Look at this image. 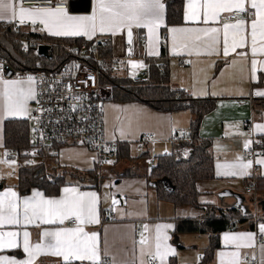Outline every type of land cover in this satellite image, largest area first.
<instances>
[{
    "label": "crops",
    "instance_id": "0c3cea01",
    "mask_svg": "<svg viewBox=\"0 0 264 264\" xmlns=\"http://www.w3.org/2000/svg\"><path fill=\"white\" fill-rule=\"evenodd\" d=\"M69 2L71 5L64 10L67 16H61L53 14L54 10H35L14 0H4L5 5L12 7L0 8V23L16 24L25 32L35 24L40 34L53 39L89 41L106 36L112 59L129 57V64L140 68L147 67L151 60L157 64L160 56H164L173 88L193 98L216 100L214 109L203 116L197 132V137L208 144L214 173L212 179L196 185L200 205L251 213V195L245 193V188L256 177H264V163H259L264 162V108L260 105L264 95L257 94L264 93V6L260 0H255V8L251 6L252 0H242V9L252 12L253 16L235 20H229L228 15L241 10L235 6L237 0H183L180 25L166 24V0H161L163 18L158 21L147 9L120 6L132 0H119L118 4L116 0H102L104 8L99 6L101 0ZM21 9L30 11L21 12ZM94 14V20L67 19ZM73 32L78 34H70ZM7 81L15 83L0 82L1 151L7 148L5 121L26 120L35 100L33 82ZM101 94L102 102L111 101L108 87H102ZM115 103L118 104L109 105L103 119L105 140L116 141L120 146L112 159L114 164L106 166L108 178L100 180L101 174L94 183L85 181L90 171H95L92 153L86 147L67 144L60 149L56 172L76 179L72 182L65 179L57 194L32 189L23 195L17 189V178L0 179V220L3 221L0 222V264L28 260L25 239L32 253V264H91L89 260L74 258L66 262L62 255L52 254L57 250L67 254L69 245L89 255L95 247L105 264H168L172 257L181 264L180 259L184 260L189 250H195L196 256L198 248L202 251L206 247L207 234H179L173 239L177 218H199L205 215L206 209L175 207L160 200L148 178L152 165L147 159L177 153L178 148L174 149L170 143L171 135L175 131L189 133L191 114L158 112L142 102ZM251 132L258 140L255 163L242 154ZM144 133L152 134L153 140L141 147L139 138ZM132 145L142 149L140 153L148 154L142 158L147 168L137 162L141 156H132ZM93 174L96 176L97 172ZM5 175L10 174L6 171L2 176ZM110 213L114 214L112 219H108ZM71 218L75 220L73 225L69 222ZM89 219L99 222L89 223ZM258 221L255 230L244 224L221 232L219 248L211 264H264V232L261 231L264 222ZM46 232L59 233V236H45ZM92 233H96L94 238ZM57 240L60 241L58 249L49 246V242L55 244ZM37 244L41 245L40 249L34 247Z\"/></svg>",
    "mask_w": 264,
    "mask_h": 264
},
{
    "label": "trees",
    "instance_id": "16d2710c",
    "mask_svg": "<svg viewBox=\"0 0 264 264\" xmlns=\"http://www.w3.org/2000/svg\"><path fill=\"white\" fill-rule=\"evenodd\" d=\"M183 0H166V24H182ZM9 24L0 23V30ZM30 38L44 43H52L47 57H42L35 51L34 46L26 45L23 49L20 38ZM86 40L81 38L53 39L31 31H22L20 27L6 29L0 34V57L7 60L14 68L29 69L33 71H53L59 69L64 63L70 62L72 56L61 49L63 44L80 45ZM164 47L162 46V52ZM101 55L111 58L108 47L101 50ZM158 71L156 61H149L150 79L148 82L137 84L122 73L112 70L109 60L104 62L103 71L99 72V84L110 89L112 102H142L158 112L175 113L188 111L191 114L189 134L193 141L188 144L191 151L188 158H180L174 151L169 154L155 157L154 165L150 168L148 178L150 182H159L167 179L172 191H165L161 185L155 187L160 200L172 203L175 207L191 206L206 209L205 215L199 218H177L173 230L174 240L179 234H207L209 241L203 249L198 264H211L215 250L219 248V234L234 230L246 224L250 230L256 229L259 221L253 219L252 213H243L237 209H220L203 207L199 203V193L196 185L199 181L210 180L214 177L213 160L207 152L208 144L197 137L199 124L203 116L215 107L216 100L212 97L193 98L182 90L172 87L169 81L168 68L164 56H160ZM159 63V62H158ZM94 67L93 65H91ZM264 108V101L260 104ZM30 126L26 120H6L4 123V145L22 153L28 147ZM176 149V147H173ZM120 146L118 148V151ZM117 151V152H118ZM144 152L141 158L147 157ZM91 175L95 172L90 171ZM65 174L56 170L46 172L42 168L29 167L22 164L17 172V189L20 194H28L32 189L43 190L48 195H55L65 183ZM255 192L259 196L258 208L261 221L264 222V177H256ZM104 217V216H103ZM104 221V220H103ZM173 240V241H174ZM175 245L179 248L177 242ZM15 253V252H14ZM66 264H87L71 262ZM103 264H105L103 262ZM168 264H178L175 257L170 258Z\"/></svg>",
    "mask_w": 264,
    "mask_h": 264
},
{
    "label": "built area",
    "instance_id": "2783aa9c",
    "mask_svg": "<svg viewBox=\"0 0 264 264\" xmlns=\"http://www.w3.org/2000/svg\"><path fill=\"white\" fill-rule=\"evenodd\" d=\"M17 4L34 8L35 10H67L69 0H14ZM253 13L248 10H236L228 15L229 20L240 17L251 18ZM20 27L9 24L0 30V34L6 29ZM34 33H40L35 24L28 29ZM23 49L26 45L34 46L37 52L39 46L49 48L52 43H44L30 38H20ZM106 36L95 37L80 45L63 44L61 49L72 56L70 62L64 63L59 69L53 71H33L29 69L14 68L7 60L0 57V82L11 79L31 81L35 84V100L32 110L26 118L31 126L28 139V147L22 153L15 149L5 148L0 150V167L10 174H17L19 167L26 164L29 167L42 168L46 172L56 170L59 165L60 149L64 145L73 144L83 146L97 155L99 165L109 159H114L118 149L116 141H107L103 131L102 86L99 84V72L104 69V62L110 60L112 70L122 73L132 82L142 84L150 79L149 65L144 68L129 64L131 58L122 59L106 58L101 55V50L109 46ZM149 64V63H148ZM93 65L94 67H92ZM161 63H157L158 71L162 73ZM29 77L32 79L29 80ZM107 87V86H106ZM153 140L151 134H143L139 138L141 147ZM193 141L188 133L173 132L170 143L173 147L181 148L185 159L191 149L188 144ZM257 136L249 133L243 148V157L255 163L259 154L257 149ZM155 160L148 158L147 163L154 165ZM255 179L245 188V193L251 195L253 219H262L258 208L259 196L254 189ZM114 217L110 213L108 219ZM70 224H75L73 218ZM151 261H154L153 259ZM255 263V260H250ZM99 264H103L100 261Z\"/></svg>",
    "mask_w": 264,
    "mask_h": 264
},
{
    "label": "snow or ice",
    "instance_id": "6c2138e0",
    "mask_svg": "<svg viewBox=\"0 0 264 264\" xmlns=\"http://www.w3.org/2000/svg\"><path fill=\"white\" fill-rule=\"evenodd\" d=\"M116 3L118 4L119 3V0H116ZM260 5L261 6H264V0H260ZM99 6L101 8H104L105 5L102 3V0L99 4ZM122 7H139L141 9H147L151 16L153 17V19L155 20H161L163 18V10H164V5L163 3H161V0H132V2H126L124 3L123 5H120ZM237 8H240L241 10L242 9V0H237V3L235 5ZM253 8H255L257 5L255 3V0H252V5H251ZM2 7H12L11 4H8V5H5L4 4V0H0V8ZM21 12H26V11H30V10H25V9H21L20 10ZM53 14H59L61 16H67V13L63 10V9H59L58 11L57 10H54L53 11ZM187 18V17H186ZM68 20L70 21H88V20H94L95 19V14L93 15V17H67ZM136 19L138 20L139 17H136ZM23 22V21H21ZM34 22V21H33ZM229 25H225V28H228ZM253 28H255V21H253ZM173 31H178L177 29H173ZM215 31V30H213ZM70 34H78V32H73V33H70ZM129 35H131V33H129ZM225 54H227V50H225ZM32 78L29 77V80H31ZM7 83H15L14 81L12 82H9V81H5V84ZM258 95H264V93H257ZM107 163H111V161H107ZM259 163H264V162H259ZM235 174V173H233ZM69 191L68 189H65V192ZM13 195H15V193H13ZM39 195V194H37ZM92 195H95V194H92ZM27 203V201L25 202ZM48 203L50 204H57V203H60V201H48ZM115 203V201H114ZM77 219H79V217H77ZM0 222H3L2 220H0ZM62 222V221H61ZM89 223H92V222H96L98 223L99 221L98 220H93V219H89L88 221ZM167 227H171V225H168ZM68 231H72L71 229H69ZM79 231H82V229H79ZM261 231L264 232V225H261ZM45 236H59V233H44ZM87 235V234H86ZM24 236L25 238H27L28 236V233H24ZM96 236V233H92L91 234V238H94ZM59 245H60V241L57 240L55 244H52L51 242H49V246L52 247V248H59ZM36 249H40L41 248V245L37 244L34 246ZM159 244L157 245V249L159 250ZM69 252L67 254L57 250L56 252L52 253V254H55V255H62L63 256V259L64 261L68 262L70 261L71 259H77V260H89L91 262V264H99L100 262V256H99V253H98V250L94 247L91 254H87V253H81L79 251L78 248H72L71 245H69ZM24 251L26 253H28L29 255V259L28 260H25V261H16V260H10L8 261V264H32V253L30 251V248L28 246V243H27V239H25V245H24ZM159 254V251L158 253ZM160 255V258L163 259V254H159ZM156 257L153 256V259H155Z\"/></svg>",
    "mask_w": 264,
    "mask_h": 264
},
{
    "label": "rangeland",
    "instance_id": "374dc122",
    "mask_svg": "<svg viewBox=\"0 0 264 264\" xmlns=\"http://www.w3.org/2000/svg\"><path fill=\"white\" fill-rule=\"evenodd\" d=\"M112 105V104H118V103H115V102H112V101H107L106 103L105 102H102V108H103V119H104V116L106 117V114H108V108H109V105ZM105 113V114H104ZM144 134H146V133H144ZM150 134V133H149ZM152 135V134H151ZM127 142V141H126ZM129 142H131V141H129ZM129 142H127V143H129ZM133 146V145H132ZM187 149H191L190 148V146H188L187 147ZM140 150H142V149H140ZM140 150H139V147L137 148L136 147V145H135V147L133 146L132 147V156L134 157V158H139L144 152L142 151L141 153H140ZM90 152L92 153V156H93V166H94V168H95V171H94V169L92 170V171H94L95 172V174H96V172H97V174H96V178H97V175L100 177L101 176V174H102V176L100 177V180L102 179H105V178H108L109 177V172H106L105 171V169H106V166H111V165H113L114 164V162L112 161V159H109V160H107V161H111V163H107V161L104 163V164H102V165H99L98 164V161H97V155L93 152V151H91L90 150ZM182 153H184V150H182L181 148L178 150V152L176 153L180 158H182L181 157V154ZM131 155V154H130ZM150 156H152V157H154V154H150ZM188 156L189 155H187V157L186 158H188ZM183 159V158H182ZM138 163H141L143 166H145L146 168H147V166L145 165V160H143L142 158L141 159H139L138 161H137ZM104 165V166H103ZM75 170V169H74ZM150 170V168L148 169V171ZM5 172L6 171H4L3 169H2V167H0V179H2V178H5L7 181L8 180H15L16 178H17V174H14V175H11L9 172V174L10 175H5L6 177H3L2 175L3 174H5ZM81 172V171H80ZM65 179H66V181H69V182H72V181H74L76 178H73L72 176H70V175H65ZM85 181H87V182H89V183H94L95 182V178H94V176H92V175H89L88 176V178H86V180ZM109 182V181H108ZM103 187H105V185H103ZM248 196H250V195H248ZM209 207H212V206H209ZM195 212V211H194ZM197 212V211H196ZM251 213H253V209H252V212ZM199 250L197 251V255L195 256V250H189L188 252L189 253H187V257L183 260V259H180V262L179 263H181V264H198L199 263V252L201 251L200 250V248H198ZM201 254H203V250L200 252ZM195 258L197 259L196 260V262L195 263H192V262H194L195 261Z\"/></svg>",
    "mask_w": 264,
    "mask_h": 264
},
{
    "label": "water",
    "instance_id": "95a60500",
    "mask_svg": "<svg viewBox=\"0 0 264 264\" xmlns=\"http://www.w3.org/2000/svg\"><path fill=\"white\" fill-rule=\"evenodd\" d=\"M70 2H69V6H70ZM38 54L42 57H47L49 54V47L45 46V45H41L39 46L38 50H37ZM157 185H161L162 188L165 191H172V186L170 184V182L167 179H161L159 182H151V186L156 187Z\"/></svg>",
    "mask_w": 264,
    "mask_h": 264
}]
</instances>
